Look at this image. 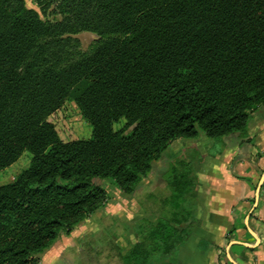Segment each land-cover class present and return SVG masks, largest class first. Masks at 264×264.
Listing matches in <instances>:
<instances>
[{
    "label": "trees",
    "instance_id": "obj_1",
    "mask_svg": "<svg viewBox=\"0 0 264 264\" xmlns=\"http://www.w3.org/2000/svg\"><path fill=\"white\" fill-rule=\"evenodd\" d=\"M33 1L40 12L0 0V171L32 154L0 185V264H41L105 208L103 181L131 196L173 142L204 133L216 157L264 115V0ZM81 33L97 36L87 51ZM68 102L90 139L65 142L50 121ZM204 156L169 161L167 214L117 246L122 264H176Z\"/></svg>",
    "mask_w": 264,
    "mask_h": 264
},
{
    "label": "crops",
    "instance_id": "obj_2",
    "mask_svg": "<svg viewBox=\"0 0 264 264\" xmlns=\"http://www.w3.org/2000/svg\"><path fill=\"white\" fill-rule=\"evenodd\" d=\"M256 123L252 141L227 142L222 155L203 160L199 223L176 264H264V116ZM65 240L41 264H60Z\"/></svg>",
    "mask_w": 264,
    "mask_h": 264
},
{
    "label": "rangeland",
    "instance_id": "obj_3",
    "mask_svg": "<svg viewBox=\"0 0 264 264\" xmlns=\"http://www.w3.org/2000/svg\"><path fill=\"white\" fill-rule=\"evenodd\" d=\"M26 2L29 8L40 12L33 0ZM49 18L52 20L54 17L51 15ZM76 37L81 41L84 51L89 50L97 40V36L92 33H81ZM263 116L259 115L258 118ZM256 118L250 121V135L252 128L257 124ZM50 121L56 125L60 137L65 142L75 139L87 140L92 137L91 125L83 118L81 110L74 102L66 103ZM124 125L125 121L115 124V130H121ZM130 132L131 130L127 134ZM218 148L215 141L204 133H201L197 140L180 139L173 142L162 159L156 162L150 176L144 179L142 189L131 196L122 193L112 181H103V186L108 191L105 208L92 215L71 233L62 235L60 239H66V247L60 264H122L117 246L126 248L130 242H136L143 229L167 214L163 201L170 196V190L166 186L164 174L169 161L179 157L197 159L203 155L204 159L215 158V151ZM31 159L32 154L26 151L18 162L0 171V185L13 182L22 171L29 168ZM201 166L202 163L200 169Z\"/></svg>",
    "mask_w": 264,
    "mask_h": 264
}]
</instances>
